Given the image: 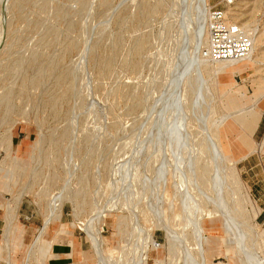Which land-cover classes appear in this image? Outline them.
Instances as JSON below:
<instances>
[{
  "label": "rangeland",
  "instance_id": "rangeland-1",
  "mask_svg": "<svg viewBox=\"0 0 264 264\" xmlns=\"http://www.w3.org/2000/svg\"><path fill=\"white\" fill-rule=\"evenodd\" d=\"M231 1L222 78L216 0H0V264H264V0Z\"/></svg>",
  "mask_w": 264,
  "mask_h": 264
},
{
  "label": "built area",
  "instance_id": "built-area-1",
  "mask_svg": "<svg viewBox=\"0 0 264 264\" xmlns=\"http://www.w3.org/2000/svg\"><path fill=\"white\" fill-rule=\"evenodd\" d=\"M231 0H216L207 10V41L202 56L212 60H237L248 55L252 48L251 36L238 24L227 20L224 10L217 5Z\"/></svg>",
  "mask_w": 264,
  "mask_h": 264
},
{
  "label": "bare ground",
  "instance_id": "bare-ground-1",
  "mask_svg": "<svg viewBox=\"0 0 264 264\" xmlns=\"http://www.w3.org/2000/svg\"><path fill=\"white\" fill-rule=\"evenodd\" d=\"M202 2V0H201ZM208 10V9H207ZM225 13V12H224ZM226 16V13H225ZM227 18V16H226ZM228 20V19H227ZM233 23V22H231ZM206 29H207V11H206ZM206 46V45H205ZM249 54V53H248ZM250 55V54H249ZM247 56V55H246ZM206 58V57H205ZM210 59V58H207ZM212 60V59H210ZM213 61V60H212ZM244 61L246 62V58L243 59H237V60H220L216 61L215 63V70L218 71V73L222 76V78L228 76V73L231 71L238 69L241 65L244 64ZM227 82V81H226ZM231 82V81H230ZM222 83V82H221ZM97 243H94V245ZM95 248V247H94ZM98 248V247H97Z\"/></svg>",
  "mask_w": 264,
  "mask_h": 264
},
{
  "label": "crops",
  "instance_id": "crops-1",
  "mask_svg": "<svg viewBox=\"0 0 264 264\" xmlns=\"http://www.w3.org/2000/svg\"><path fill=\"white\" fill-rule=\"evenodd\" d=\"M258 162H256V163H252V164H245L244 166H243V171L244 172H248V171H250L253 167H255V166H258ZM257 181H260L259 179H257ZM256 182H253V184H255ZM253 184H252V186H253ZM259 199V198H258ZM264 199V198H263ZM262 212H264V210L262 209ZM262 214V213H261Z\"/></svg>",
  "mask_w": 264,
  "mask_h": 264
}]
</instances>
